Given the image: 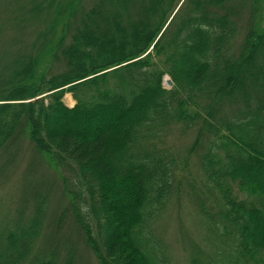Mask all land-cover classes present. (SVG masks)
<instances>
[{"label": "trees", "instance_id": "trees-1", "mask_svg": "<svg viewBox=\"0 0 264 264\" xmlns=\"http://www.w3.org/2000/svg\"><path fill=\"white\" fill-rule=\"evenodd\" d=\"M127 1L117 0L122 6ZM164 1L152 25L134 33L131 47L120 55L108 50L109 59L101 54V60L92 55L98 53L97 35L88 23L96 26L104 0H46L49 9L54 2L66 4L69 20L58 31L43 19L31 38L27 27L43 11L41 1L0 0V100L53 90L47 104L42 96L0 103V154L29 128L32 146L50 152L67 171L62 179L73 218L69 232L81 235L79 242L60 243L57 234L41 245L44 201L34 194V210L6 218L18 224L0 229V264H57L62 251L64 264H78L77 249L85 246L98 264H171L160 224L176 209L185 210L199 229L187 264H264V74L254 78L263 85L251 89L253 96L239 79L244 89L235 97L233 76L235 62L253 57L249 49L261 33L230 43L238 26L218 27V19H208V8L200 10L190 0L164 27L172 2ZM192 1L202 6L213 0ZM213 2L223 9L222 0ZM111 8L112 20L132 35L139 21L131 16L136 5L129 3L122 13ZM11 30L18 36L6 33ZM79 37L87 42L81 59L75 51ZM228 40L231 46L225 47ZM165 73L170 88L162 85ZM68 83L72 107L61 99L60 87ZM219 105L226 113L217 117ZM175 135L178 142L169 139ZM166 139L171 148L164 146ZM40 179L37 174L43 186Z\"/></svg>", "mask_w": 264, "mask_h": 264}, {"label": "rangeland", "instance_id": "rangeland-1", "mask_svg": "<svg viewBox=\"0 0 264 264\" xmlns=\"http://www.w3.org/2000/svg\"><path fill=\"white\" fill-rule=\"evenodd\" d=\"M40 1L42 3L43 11L39 14V17H36L32 20L31 24H28L26 33L29 38H31L34 32L40 30V28L43 26L40 23L43 19L48 24L52 23L53 27L58 31L62 30L61 23L67 19L69 20V15H67L69 7L66 4H62L61 2H54L51 5V9H49L47 7L46 0ZM109 1L110 0H104L102 10L98 14L100 20H98L96 26H93L91 24V21L90 23H88V27L97 35L96 46L98 45V53L92 55L94 58H101V60L105 57L106 59H109L110 54H108V50L117 49L120 51L118 53V55H120L129 47H131L132 44L130 43V41L134 33L142 31L146 27L151 26L156 18L157 13L163 9L165 3L164 0H128L126 2L127 6H122L121 3L119 4L117 2V0H111V3L113 5L110 4ZM171 1L172 2L167 6L163 18L174 15L178 8H180L184 2V0ZM213 1H211L210 3H206L204 1L202 2L201 6V4L198 5L197 1L190 0L188 4L191 3L192 6L198 7L200 10H203L205 7L208 8L210 12V14L208 15V19H218L214 22V24H216L218 27L221 26V22H233L235 26H238V33L234 37H230L231 39L229 38L230 43L233 41L234 44L236 43V45H239L248 32L255 31L254 34L259 32L261 33L258 39H256V45H252L249 49L251 51V53L249 54H252L253 57H250V60H247L245 58L243 62H235L233 65L235 73V75L233 76L237 80V83L239 79H242L244 82L243 87L249 91L251 96H253V94L250 92L251 89L260 90L261 84L263 85V80L260 83L259 78H257L256 80L254 78L258 75L262 76L264 74V0H222L223 9H220L217 5H215V2ZM82 2L83 4H91L93 0H82ZM129 3L136 5V12L131 14V16H136L139 18V21H136L135 23L136 29H134L132 35L128 31V29H120L119 25L114 22V19L112 20V15L109 16L110 10L112 9L111 6L119 8L120 12L122 13V11L127 9ZM229 6L233 9V12L226 11L229 9ZM61 8L64 15L56 17V13ZM252 8L253 14H251ZM221 10H224L226 14H218L221 12ZM195 12H197V10H195ZM24 14H28V12L26 11ZM8 15H11V13H9ZM120 16H122V14H120ZM120 16L118 17V23L124 26L125 22L120 19ZM251 18H253V22L249 23V20ZM37 21L39 22L34 23ZM166 21L165 24H168L170 20L168 19ZM258 29L260 31H258ZM6 33L18 36V34L12 30L11 32ZM37 34L38 33H36L34 36H37ZM85 40V38L81 39L79 37V40L77 41V44L75 46V51L79 53L78 55L80 59L81 49H83L87 45V42H84ZM223 41L224 37L221 39V42ZM228 42L229 40L227 41L225 47L231 46V44L227 45ZM26 43L29 44V41H27ZM146 53L147 51L141 52L139 53L138 57H132L127 61H124L123 63L140 58ZM101 54L104 55V58L100 56ZM249 54L248 57L250 56ZM82 59L86 60L83 57ZM83 62L86 63L87 60ZM108 62H110V60ZM121 64H116L113 67ZM165 75L170 76V74L168 73H165L164 76ZM1 77L3 78L2 75ZM2 78H0V80ZM69 85H71V83L65 84L60 87L62 88L61 92L63 93L61 99L67 106L72 107L76 101L68 88ZM162 85L166 88H170V86H168L166 84V81L164 80L162 81ZM244 88H242L238 83V85H236L234 94L235 97L236 93L240 95L242 89ZM56 89H59V87ZM261 90L262 93H264L263 87ZM52 91L53 90L38 92L36 95L26 99L0 100V103H4L5 101L19 102L34 100L42 96L45 104H47V95ZM239 101L240 99L236 102ZM222 113H226V110L222 105H219L217 110V117ZM2 117H5V125L10 123L7 113ZM16 138L17 139H14L15 141L12 140L14 142L9 146V148H6V150L2 151V154H0V229H2V227H4L5 225L18 224L16 220L10 221L6 220V218H14L21 210L29 215L34 210L35 205V203L31 200V197L35 199L34 194H37L38 198H42L44 201L43 204H41V202L40 204H38L39 208L43 206L42 218L46 221V229L40 238V244H48L51 237L57 234V239H62L60 243L63 241L67 242L68 239L79 242L81 235L75 232H69V227L73 224V218L72 211L70 209V201L67 200L64 194V179H62V177L64 178V175H66L67 171L65 170V168H62L57 164L50 152L42 151L40 149L38 150L35 146H32L31 133L29 128L26 129L25 132L23 131L16 134ZM178 138L179 135H175L174 138L169 139L178 142ZM171 144V141L166 139V144L164 146L171 148ZM109 158L113 163H116V156L109 154ZM50 160L52 161V163H50ZM37 174L38 176H41L38 184H42L43 186L37 185ZM35 183L37 185V188L33 192V186ZM39 188L41 189L40 192ZM60 209L62 210L61 214L59 215L61 219L57 222H54L55 218L57 217V212ZM20 216H22L20 223H24V214L21 213L19 217ZM48 216L52 217L51 223L46 220ZM160 226L162 235L167 238L171 246V264H187L188 257L186 256L188 255V251H190L191 246L196 240V231H199L198 226H196L191 216L185 210L176 209L161 220ZM77 251L79 252L78 264H98L94 254L88 246L78 248ZM60 252L61 246L59 245L56 248V254H59ZM65 258L66 253L62 251L59 254L57 264H64Z\"/></svg>", "mask_w": 264, "mask_h": 264}, {"label": "water", "instance_id": "water-1", "mask_svg": "<svg viewBox=\"0 0 264 264\" xmlns=\"http://www.w3.org/2000/svg\"><path fill=\"white\" fill-rule=\"evenodd\" d=\"M171 17H172V16H170L169 20L171 19ZM163 29H164V27H163ZM163 29H162V30H163ZM151 47H152V46H151ZM134 60H136V59H134ZM131 61H133V60H131ZM164 80L166 81V84H167L168 86H171V85H172V79H171L170 76H168V75L166 76V75H165V76H164Z\"/></svg>", "mask_w": 264, "mask_h": 264}]
</instances>
